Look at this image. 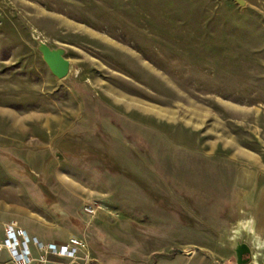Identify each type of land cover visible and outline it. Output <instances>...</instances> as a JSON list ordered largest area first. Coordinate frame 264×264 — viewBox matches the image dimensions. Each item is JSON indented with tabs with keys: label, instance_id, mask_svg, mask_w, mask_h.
<instances>
[{
	"label": "rangeland",
	"instance_id": "1",
	"mask_svg": "<svg viewBox=\"0 0 264 264\" xmlns=\"http://www.w3.org/2000/svg\"><path fill=\"white\" fill-rule=\"evenodd\" d=\"M259 168L264 0H0V264L70 238L71 264L205 253Z\"/></svg>",
	"mask_w": 264,
	"mask_h": 264
},
{
	"label": "crops",
	"instance_id": "2",
	"mask_svg": "<svg viewBox=\"0 0 264 264\" xmlns=\"http://www.w3.org/2000/svg\"><path fill=\"white\" fill-rule=\"evenodd\" d=\"M237 157L246 163L261 162L258 155L247 152L237 153L234 159ZM243 177L247 184L236 186L240 203L234 209V218L212 236L213 244L206 247L205 253L195 251L184 259L176 257L175 264H225L238 262L239 255L246 257L245 264H264V168L240 173L238 183ZM156 264L170 261L159 258Z\"/></svg>",
	"mask_w": 264,
	"mask_h": 264
},
{
	"label": "built area",
	"instance_id": "3",
	"mask_svg": "<svg viewBox=\"0 0 264 264\" xmlns=\"http://www.w3.org/2000/svg\"><path fill=\"white\" fill-rule=\"evenodd\" d=\"M5 242L13 248V253L18 261L25 263V261L29 262L31 260L28 255V240L22 232L9 231ZM35 242L44 251V254L39 259L41 264H71L73 259L77 257L78 250L82 247L81 241L77 238H70L68 242L63 244L48 243L44 245L39 241Z\"/></svg>",
	"mask_w": 264,
	"mask_h": 264
},
{
	"label": "water",
	"instance_id": "4",
	"mask_svg": "<svg viewBox=\"0 0 264 264\" xmlns=\"http://www.w3.org/2000/svg\"><path fill=\"white\" fill-rule=\"evenodd\" d=\"M243 3V1H241ZM42 56L46 62L51 73L57 78L61 79L65 77L69 72V62L65 59L61 52L58 50H51L48 47H42ZM247 259H242V256L239 255L238 264H245Z\"/></svg>",
	"mask_w": 264,
	"mask_h": 264
}]
</instances>
